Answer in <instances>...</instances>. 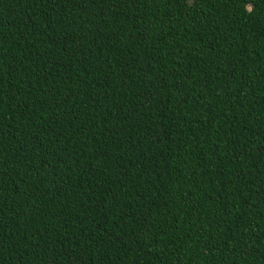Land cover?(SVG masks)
<instances>
[{"label":"trees","instance_id":"trees-1","mask_svg":"<svg viewBox=\"0 0 264 264\" xmlns=\"http://www.w3.org/2000/svg\"><path fill=\"white\" fill-rule=\"evenodd\" d=\"M264 264V0H0V264Z\"/></svg>","mask_w":264,"mask_h":264},{"label":"water","instance_id":"water-1","mask_svg":"<svg viewBox=\"0 0 264 264\" xmlns=\"http://www.w3.org/2000/svg\"><path fill=\"white\" fill-rule=\"evenodd\" d=\"M45 264H56V263H45Z\"/></svg>","mask_w":264,"mask_h":264}]
</instances>
